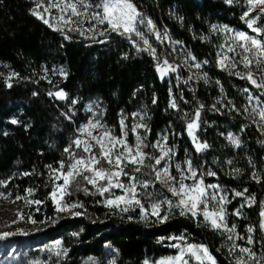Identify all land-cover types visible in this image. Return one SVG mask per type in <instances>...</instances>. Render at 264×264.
<instances>
[{"label": "trees", "instance_id": "obj_1", "mask_svg": "<svg viewBox=\"0 0 264 264\" xmlns=\"http://www.w3.org/2000/svg\"><path fill=\"white\" fill-rule=\"evenodd\" d=\"M134 3L159 30L165 27L170 37L180 42L178 49L186 50L198 62L209 61L202 68L209 83L193 78L185 84L184 76L176 73L162 80L155 67L158 61L146 52L137 53L125 38L116 34L108 38L97 36V40L107 42L96 43L77 33H68L71 39L65 40L61 33L30 14L34 7L32 0H0V181H6L0 190L22 196L27 194L25 189H35L32 197L42 203L26 205L24 218L39 224L52 218L56 205L49 197L52 184L46 166L58 167L57 162L65 159L63 150L85 120L84 106L92 98L99 100L103 120L115 132L119 133L121 112L129 118L134 110L142 108L151 129L149 143L155 141L160 131L169 128L179 156L183 157L187 150L196 166L203 161L215 166L216 160L217 176L210 181L239 191L246 188V194L256 198L253 207L241 210V217L231 213L239 208L242 198L237 197L228 205L238 231L244 233L246 226L257 224L259 202L264 197V137L244 115L230 112V105H222H228L229 99L243 111L242 89L247 87L253 94L258 93L246 80L219 69L216 64L218 38L211 31V25H227L249 32L240 18L246 9V0L233 5H227L224 0H134ZM149 42L156 49L159 62L167 59L173 65L164 41L150 36ZM169 89L179 105V112L168 107ZM57 90H63L67 99L48 95ZM181 93L184 100L180 99ZM153 97L157 101L155 105ZM74 98L78 103L69 121L62 113L68 112ZM200 104L204 107L197 135L211 147L197 154L181 116L186 112L191 117ZM214 104L219 112L212 109ZM12 117L17 124L11 123ZM245 124L248 127L241 132ZM229 131L241 139L239 149L220 135ZM147 151L153 150L149 147ZM227 159L233 160V168L241 169L240 175H229ZM26 172L31 175H23ZM253 172L260 175L261 182L251 178ZM151 190L159 192L160 185ZM65 198L67 202L81 203L83 213L51 223L38 235L39 244L61 242L62 254L51 264H84L88 260H96L97 264H143L145 259L156 260L175 254L177 249L167 246L175 241L167 238L182 234L185 242L206 245L217 264H230L229 245L223 236L198 220L180 216L178 210L160 224L151 216L149 203L143 199L148 212L145 220L141 219L138 207L127 213L113 211L104 206V197L99 195L79 191ZM260 237L259 231L254 233V239ZM254 250L261 251V248L256 245ZM191 264L196 262L191 261Z\"/></svg>", "mask_w": 264, "mask_h": 264}, {"label": "snow or ice", "instance_id": "obj_2", "mask_svg": "<svg viewBox=\"0 0 264 264\" xmlns=\"http://www.w3.org/2000/svg\"><path fill=\"white\" fill-rule=\"evenodd\" d=\"M224 2L227 5H233L239 3L240 0H224ZM32 3L34 7L30 10V14L48 28L61 33L65 40L71 39L68 33H77L96 43H105L106 39L97 40L96 37L108 38L116 34L129 41L137 53L146 52L157 60L155 67L162 80L170 72H177L179 66H173L167 59H164L162 63L159 62L160 57L149 42V37L152 35L155 36L156 41L160 42L170 39L167 30L158 31L153 20L138 9L134 0H32ZM240 18L254 35L247 31L234 30L227 25H211V31L228 34L225 43L217 46L220 51L216 53V64L221 71L246 80L258 94H253L247 87L242 89V92L247 94L246 100L248 101L243 111L236 108L232 101L222 106L231 105L230 112L234 111L238 115H244L245 119L251 117L252 123L264 132V99H262L264 97V0H246V9ZM173 43L179 44L180 42L174 41ZM124 58H127V54ZM189 59L193 63L189 64ZM184 63L190 70L193 68L202 70L209 61L198 62L196 57L189 53ZM241 67L243 71L240 70ZM60 72L64 74L63 69H60ZM193 78L203 80L206 84L209 83L206 72L193 73L184 83L187 84ZM216 83L219 84V81ZM8 87H11V84H8ZM221 92L223 93L222 88ZM48 95L59 100L67 99V94L63 90L49 92ZM169 95L168 107L179 112V105L172 96L171 89H169ZM180 99L184 100L183 93ZM253 102H255L254 105ZM77 103L75 98L70 101L68 112L62 113L65 119L72 120L75 114L73 109ZM152 103L154 105L157 103L155 97ZM203 107L204 105L200 104L191 117L186 112L181 116V119L186 121L185 131L197 154L211 147L206 141H201L197 135L201 128ZM212 109L220 111L215 104ZM88 111L92 113V117L77 127V134L69 146L63 150L65 159L57 162L58 167L46 166L49 181L52 184L49 197L56 205L57 212H71L72 209L83 208L79 202L65 201V197L83 191L85 194L105 197L104 206L113 211L119 210L127 213L130 209L138 207L141 210V219L145 220L148 212L142 202L143 199L149 203L150 214L157 218L156 223H165L178 210L180 216L198 220L205 227L225 236L230 242L228 247L229 256L232 258L230 264H264V201L259 202L257 224L248 225L245 234L240 235L237 232V225L233 223L229 226L227 222V217L230 215L227 205L237 197L242 198L243 202L239 208L231 213V215L241 217L243 208L253 207L257 203L255 196L246 195L248 189L245 188L242 191L233 189L232 198L229 199L228 191H222L221 185L205 183V177H216L217 173L205 168L204 164L194 166L191 154H187V150L183 162L174 163L176 149L174 145H168L167 131L158 134L154 142H148L147 136L151 129L144 122L147 118L146 113L144 115L137 112L132 113L131 116L136 122L129 126L126 123L128 117L121 112L118 120L119 135H117L114 128L103 122L104 113L99 111L98 104L95 111L93 105L89 104ZM11 123L17 124L18 121L13 119ZM247 127V124L242 125L241 132ZM140 129L144 130V134L138 131ZM130 133L134 137L133 143H130L128 139ZM220 135L235 148L239 149L242 146L239 136L231 132L227 134L222 132ZM149 147L153 151H145ZM226 163L231 166L233 160L227 159ZM249 164H252L251 160ZM173 167L176 170L175 175L171 171ZM240 174L241 169L239 168H233L229 173V175L236 176ZM23 175L27 176L31 173L26 172ZM141 176L146 178L141 179ZM251 178L257 183L261 182V177L257 172H253ZM157 184L160 185V191H152L151 189H154ZM5 185L6 181H0V186ZM88 186L95 191L92 192ZM116 189H119L121 194L117 195L114 191ZM25 192L26 196H17L16 200H23L27 205L42 203L40 200L27 198L34 194L35 189L28 188ZM3 195L0 193V196ZM164 206H166V211L164 215H161V209ZM72 214L81 215L79 212ZM32 222L35 223V221ZM257 231L261 233L259 240L254 239V233ZM3 235L8 236L12 233ZM167 239L181 242L167 245L178 249V252L154 261L145 259L143 264H191L193 260L196 264H217L216 257L206 245L185 242L186 237L183 234L170 236ZM236 240L244 241V244H237ZM60 243L56 241L49 250L54 251ZM256 245L261 248L259 255L254 250ZM61 254L60 251H55L57 257Z\"/></svg>", "mask_w": 264, "mask_h": 264}, {"label": "rangeland", "instance_id": "obj_3", "mask_svg": "<svg viewBox=\"0 0 264 264\" xmlns=\"http://www.w3.org/2000/svg\"><path fill=\"white\" fill-rule=\"evenodd\" d=\"M230 28H232V27H230ZM232 29L238 30V31H243V30L235 29V28H232ZM158 31L163 32L162 30H158ZM215 34L218 38V42L216 44V52H218V51H220V49L217 46L225 43L226 36L228 34H225L222 32H220V33L215 32ZM249 34H253V33H251V31H249ZM225 51H226V49H225ZM176 53H179V52H177V50H176ZM229 55H232V54L229 53ZM162 61H161V63H162ZM181 62L183 63V61H181ZM240 70L243 71L242 67L240 68ZM189 71H190V75L191 74L193 75V73H198V74L203 73L202 70H196L194 68L189 70ZM170 74H171V72L165 77H169ZM57 91H59V90H57ZM54 92H56V91H53V93ZM243 95H244V100H245V103L243 106V108H244L248 104V101L246 100L247 94L243 93ZM228 101H231V100L228 99ZM89 104L93 105L94 111L96 110V106L98 104L99 111L103 112V109L101 107L99 100L92 99V98L88 99L87 102L85 103V106H84V113L86 115V118L80 125L86 123L87 120L92 117V113H90L88 111ZM254 104H255V102H253V105ZM134 112L140 113L141 115H144L146 113L142 108H137L132 113H134ZM11 119L13 120V119H15V117H12ZM257 119H258V117H257ZM246 121H250L252 123L251 117L246 119ZM103 122H104V120H103ZM133 122H136V121L133 120L132 116L130 115V117L126 120V123L130 126ZM144 122L147 123V118L145 119ZM253 124L258 129V131L261 133V135L264 137V132H262L255 123H253ZM138 131L141 134H144L143 129H140ZM166 131H167V134L169 136V139L167 141L168 145L169 146L174 145L175 149H176V155L173 158L174 163L175 162H183V160L185 159V156H186V152H185L183 157L179 156L176 145L173 143V140H172V136H171L172 132L169 130V128H165L164 130L160 131L158 134L165 133ZM231 133H233V132H231ZM116 134L119 135V133H117V132H116ZM233 134H235V133H233ZM235 135H237V134H235ZM157 138H158V136H157ZM128 139H129L130 143L134 142V137L131 133L129 134ZM199 139H200V137H199ZM147 140H148V136H147ZM190 142H191V140H190ZM145 151H147V149H145ZM187 154H190V153L187 152ZM216 163H217L216 160H214L215 166H217ZM201 164H204L205 168L211 169V170L216 172L215 166H212L211 164H205L204 161ZM193 165L196 166L194 163H193ZM232 165L229 166L226 163L227 172H230V173L232 172V169H233ZM171 171H172L173 175L176 174V170L174 167L171 169ZM211 178L212 177H205V183L206 184H208V183L217 184L218 183L216 181H210L209 179H211ZM125 182H127L126 178H125ZM188 182L190 183V181H188ZM91 190L93 192L95 191L94 189H91ZM221 190L222 191L227 190L229 193V199L232 198L231 197V191L233 189H229V188H226V187L221 185ZM114 191L117 195L121 194V191L119 189H116ZM237 191H239V190H237ZM0 193L4 194L3 196H0V264H51L52 260H54V258L57 257L55 255V251H61L60 246L58 248H56L54 251H50L49 249L51 248V246L54 243L39 244L38 235H40L42 229L46 228L51 223H54L60 219L76 216V215H73L72 213H76V212L83 213V208H75V209H72L71 212H67V211L57 212V210H56V213L54 214V216L52 218L48 219L43 224L33 223L31 220H27L24 218L23 209L27 204L23 200H16L17 196L8 195L9 193L5 192L3 190H0ZM26 195L27 194L22 195V197L26 196ZM106 196H107V194H106ZM5 197H7V198H5ZM27 198L29 200H34L32 195L28 196ZM103 199L105 200V197ZM65 201L67 202L68 200L65 198ZM233 201H234V199L232 200V202ZM262 201H264V197H263ZM68 203H72V202H68ZM230 204H228V205H230ZM228 205H227V209H228ZM165 211H166V206L162 207L161 214L165 213ZM227 222H228L229 226H231V224H233V223L236 224V221H234L230 215L227 217ZM237 232L240 235L245 234V232L244 233L239 232L238 228H237ZM4 233H12V235L4 236L3 235ZM223 238L226 240L225 236H223ZM226 242L228 245L230 244V242H228L227 240H226ZM174 243H181V242L175 241ZM191 243H194V242H191ZM235 243L243 245L244 241L236 240ZM197 244H199V243H197ZM36 251H38V252H36ZM258 251H260V250H258ZM258 251H256V252L259 255L261 253V251L260 252H258ZM177 252H178V249H177L176 253ZM36 253H38V254L36 255ZM175 254H173V255H175ZM113 258H114V256L111 255V259H113ZM160 258H162V257H160ZM160 258H158V259H160ZM149 261H154V260H149ZM84 264H97V263H96V260H88Z\"/></svg>", "mask_w": 264, "mask_h": 264}, {"label": "built area", "instance_id": "obj_4", "mask_svg": "<svg viewBox=\"0 0 264 264\" xmlns=\"http://www.w3.org/2000/svg\"><path fill=\"white\" fill-rule=\"evenodd\" d=\"M156 29L159 30L157 27H156ZM161 30L164 32L167 29L164 27ZM152 36L155 39V36L154 35H152ZM168 36L170 37L169 33H168ZM164 42L166 43L167 48L170 52V56H171V59L173 61V65L179 66L177 69L176 75L184 76V79H183V82H184L185 80H187V77L190 74L189 67L184 63L185 60L188 59L189 53L186 50H182L181 48L178 49L179 44L173 43L174 40L171 37H170V39L164 40ZM176 50L179 53H176ZM181 61H183V63ZM188 63L191 64L193 62L189 59Z\"/></svg>", "mask_w": 264, "mask_h": 264}]
</instances>
